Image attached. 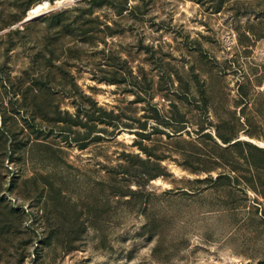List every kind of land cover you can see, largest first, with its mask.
Masks as SVG:
<instances>
[{
  "label": "rangeland",
  "instance_id": "1",
  "mask_svg": "<svg viewBox=\"0 0 264 264\" xmlns=\"http://www.w3.org/2000/svg\"><path fill=\"white\" fill-rule=\"evenodd\" d=\"M39 1L0 0V264H264V156L246 145L241 169L215 162L219 132L264 147V0H105L93 15L111 32L85 47L87 0L23 22ZM116 66L144 100L105 80ZM83 93L140 117L143 135L31 134ZM138 139L167 174L138 175L154 167L127 156L149 158ZM222 170L236 179L205 181Z\"/></svg>",
  "mask_w": 264,
  "mask_h": 264
},
{
  "label": "trees",
  "instance_id": "2",
  "mask_svg": "<svg viewBox=\"0 0 264 264\" xmlns=\"http://www.w3.org/2000/svg\"><path fill=\"white\" fill-rule=\"evenodd\" d=\"M88 4L90 5L86 10H82L81 13L77 16V19L74 23H78L76 30L78 31V35L80 36L82 47H85L86 44H90L94 38L98 37L99 32H111V25L107 22L99 21V17L94 16V8L100 7L106 3L105 0H87ZM100 24V25H99ZM102 25V27H101ZM20 30V29H19ZM114 75L112 77H106L105 80L112 82V83H124L126 82L129 86H131L130 91L136 94L135 98L132 100L133 103L140 102L144 100L143 97V90L140 89L142 85H140L141 80L139 79V75H134L132 70L123 69L122 67L113 70ZM42 89H34L33 93L35 96H38ZM85 104H87L85 106ZM77 110L75 112H71L68 109L62 110L58 108L57 111V118L54 119V124L49 127L34 124L31 126V134L34 137H41L46 134V132H52L50 130L55 129L58 130L59 133L63 134L64 137H91L92 135L96 137H101V134H97L100 131H109L108 126H112V130L110 132H115L118 129H121L123 126L127 127H134L135 132L138 136L143 135L142 128H144L145 123L142 122L140 117H132L131 115H127L129 118L133 120H137L139 122V126H133L135 122L132 120L125 121L123 120L124 110H117L115 108H108L104 105H101L98 100H96L93 96L88 93H83L81 99L76 104ZM154 111L157 116L159 115V110L156 106H154ZM176 122L181 123L184 119L176 118ZM173 121V116L167 118L164 122L170 123ZM101 124H105L106 126H102ZM52 127V128H51ZM178 131L185 128V126H178ZM81 129H84L82 132ZM219 138L221 139L222 143L217 141L216 144L220 150V155L218 159H216V164L218 167H230L233 169L242 168V164L237 161L234 156L235 150H238L239 147H244L246 145L257 154L264 156V147H260L248 141H242L238 139V137L232 135H225L221 132L218 133ZM140 138V137H139ZM135 143L142 149L144 152H147L149 158L143 159L139 153H132L128 152L127 156H134L139 157L140 160L145 163H152L154 167L152 169H138V175L141 178H146L148 180L152 178H156L160 175L167 174V167L162 164V160L164 159L160 155H155V153L148 151V147L143 144V141L138 139ZM227 144V145H223ZM86 142L82 143V147H86ZM155 157V160H152V157ZM248 159V170L253 168L254 163H251ZM264 168V167H262ZM210 170V169H209ZM252 174V173H251ZM255 174L253 173L252 176ZM232 173L227 172L226 170H222L219 174L214 177L210 175L205 177V181L211 182L212 184H231L234 177ZM248 181L252 180L253 177H247ZM226 179L230 182L227 183ZM203 180V179H200ZM252 188L253 185H251ZM256 189V188H255ZM264 193V190L262 191ZM46 232V229H45ZM53 235L52 231H49L47 237H45V242L52 240ZM33 262L32 264H34Z\"/></svg>",
  "mask_w": 264,
  "mask_h": 264
},
{
  "label": "bare ground",
  "instance_id": "3",
  "mask_svg": "<svg viewBox=\"0 0 264 264\" xmlns=\"http://www.w3.org/2000/svg\"><path fill=\"white\" fill-rule=\"evenodd\" d=\"M66 0H41L37 2L36 4L32 5L28 8L26 17L24 18L23 22L27 19H32L41 13H44L45 11H48L52 8H54L57 5H60L61 3L65 2Z\"/></svg>",
  "mask_w": 264,
  "mask_h": 264
},
{
  "label": "water",
  "instance_id": "4",
  "mask_svg": "<svg viewBox=\"0 0 264 264\" xmlns=\"http://www.w3.org/2000/svg\"><path fill=\"white\" fill-rule=\"evenodd\" d=\"M27 20H30V18H29V19H27ZM27 20H26V21H27Z\"/></svg>",
  "mask_w": 264,
  "mask_h": 264
}]
</instances>
